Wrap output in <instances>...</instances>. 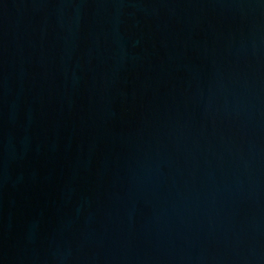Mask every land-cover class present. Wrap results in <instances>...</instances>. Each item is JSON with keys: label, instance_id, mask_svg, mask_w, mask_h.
Segmentation results:
<instances>
[{"label": "water", "instance_id": "1", "mask_svg": "<svg viewBox=\"0 0 264 264\" xmlns=\"http://www.w3.org/2000/svg\"><path fill=\"white\" fill-rule=\"evenodd\" d=\"M0 264H264V0H0Z\"/></svg>", "mask_w": 264, "mask_h": 264}]
</instances>
